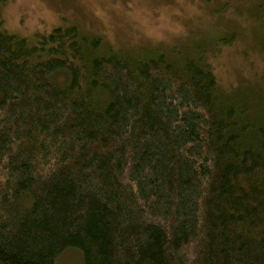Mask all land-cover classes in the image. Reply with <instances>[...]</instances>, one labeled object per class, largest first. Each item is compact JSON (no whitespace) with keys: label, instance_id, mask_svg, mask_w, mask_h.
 <instances>
[{"label":"trees","instance_id":"trees-1","mask_svg":"<svg viewBox=\"0 0 264 264\" xmlns=\"http://www.w3.org/2000/svg\"><path fill=\"white\" fill-rule=\"evenodd\" d=\"M199 45L124 54L0 14V264H264V98L223 92Z\"/></svg>","mask_w":264,"mask_h":264},{"label":"rangeland","instance_id":"rangeland-1","mask_svg":"<svg viewBox=\"0 0 264 264\" xmlns=\"http://www.w3.org/2000/svg\"><path fill=\"white\" fill-rule=\"evenodd\" d=\"M0 14L20 36L76 26L124 54L192 56L200 44L223 92L249 91L251 105L264 98V0H0ZM56 262L80 264L81 254L70 248Z\"/></svg>","mask_w":264,"mask_h":264}]
</instances>
